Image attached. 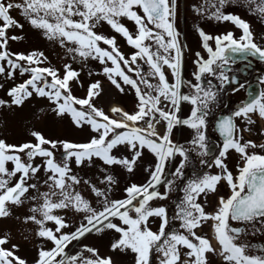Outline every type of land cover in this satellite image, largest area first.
Returning <instances> with one entry per match:
<instances>
[{"label": "snow or ice", "instance_id": "obj_1", "mask_svg": "<svg viewBox=\"0 0 264 264\" xmlns=\"http://www.w3.org/2000/svg\"><path fill=\"white\" fill-rule=\"evenodd\" d=\"M235 2L206 0L215 9L209 19L229 21L242 34L238 39L232 32L214 37L197 29L202 47L208 55L205 59L199 52L195 54L197 70L193 73L196 81L193 84L182 78L183 47L180 44V33L175 27L176 0H0V76L11 79L17 70L21 75L30 74L27 80L8 91L11 104L20 106L33 94L47 98L54 105L52 111L57 116L67 114L76 127L88 125L97 134L86 143L50 140L37 131L31 132L35 143L11 145L0 139V218L10 216L9 204H23L22 198L30 189L39 193L38 183L29 181L37 178L42 170L45 173L43 183L47 185L48 191L39 193L42 203L31 209L33 215L26 216L25 222L31 221L38 225L36 235L51 241L54 247L51 250L41 249L36 264H113L111 257H101L95 248L85 246V251L94 258H84L82 254L69 256L65 252L73 241L106 230H114L119 234V239L111 244V250H130L135 254V264H151L154 251L161 254L160 264H180V247L189 249L186 253L189 259L182 264H208L206 253L214 252L215 249L208 239L198 236L195 230L209 220L214 222L212 227L221 246L219 254L226 264H264V247L259 249V254H248L252 246L237 243L244 229L232 227L229 223L231 220L253 225L259 221L264 224V155L248 151L257 147L264 149V144L244 142L242 136L238 135L239 130L233 117H225L217 124L224 142L219 158L214 163L222 170L221 174L191 180L184 188V199L176 213L184 232H167V209L151 205L154 200L167 198L173 180L165 179V166L177 155L183 159L171 175L175 178L183 177L188 150L171 139L177 126L193 129L195 136L190 143L200 150L201 155L208 154L205 129L210 105L217 100V91L211 86V81H208V87L204 86L202 79L205 74L216 76L221 81V87L229 83L237 84L238 87L233 89L236 92L244 85L224 71L226 66L236 62L234 54H240L244 59L258 56L264 61V47L255 42L251 25L238 15L222 11L225 5ZM243 3L264 22V0H243ZM13 9L19 10L28 24L40 30L45 39L55 41L65 48L73 60L77 57L82 61L92 59L105 65L103 73L120 92L124 91L120 81L131 86L137 97V110L129 114L120 108H113L112 111L121 114L123 119H111L93 104L94 98L100 95L101 86L98 81L89 85L85 98H77L72 94L71 82L78 80L80 73L71 64L64 65L61 76L54 67L40 66L47 62L43 52L24 54L8 51L9 40L23 39L7 35L13 27L23 29V24L11 15ZM196 11L203 14L206 9L202 6ZM123 18L134 23L135 34L121 22ZM102 24H107L136 50L130 58H126L120 51L115 36L108 37L97 31ZM210 41H214V47ZM146 42L154 43L156 50H152V43ZM138 60L148 65L147 74L137 64ZM108 62L111 67L107 66ZM25 64L28 66L25 67ZM132 65H136V68L133 69ZM165 66L171 71L174 82L169 81ZM125 69L127 72L134 71L137 79L128 75ZM228 70H231L230 67ZM149 77L158 82L152 84ZM259 82L264 84V77ZM141 84L144 88H141ZM184 86L191 89L188 94L181 91ZM183 102L192 105L190 115L185 119L178 115ZM6 103L0 100V106ZM77 105L80 107L77 108ZM253 113L264 119V91L242 103L234 116L244 117L252 124ZM141 122L145 126H138ZM161 122L166 125L163 135L156 131ZM117 129L125 131L117 132ZM120 146H127L132 153L131 158L112 154ZM144 149L156 157L155 168L149 173L147 183L132 184L125 188L124 199L110 200V187L103 190L84 180L91 192L101 199L102 208L97 210L80 192L75 191L74 185H79L81 178L73 173V161L79 167L85 162L92 164L94 158H98L104 165H120L132 172ZM229 150H234L243 160V167H238V175L235 177L224 163ZM57 152H60L59 160ZM37 158H40V163H35ZM9 162L13 165L11 170L7 167ZM13 178H16L15 183H12ZM221 180L227 182L231 194L227 199L223 196L219 198V206L214 214L206 213L204 206L197 200L202 194L207 196L214 193ZM115 182L111 175L101 181L107 185ZM161 184H165L167 189L163 193L158 190ZM57 209H73L84 213L86 223H81L71 233H63L61 230L67 228L68 224L63 217L54 214ZM37 214L40 218H37ZM153 218L160 221L157 231L150 227ZM113 220H119L120 224ZM49 221L55 224L54 231L46 227ZM8 242L7 235L0 237V264H26L25 260L15 255L16 245H12V250L4 247Z\"/></svg>", "mask_w": 264, "mask_h": 264}, {"label": "rangeland", "instance_id": "obj_2", "mask_svg": "<svg viewBox=\"0 0 264 264\" xmlns=\"http://www.w3.org/2000/svg\"><path fill=\"white\" fill-rule=\"evenodd\" d=\"M193 1L194 0H176L177 8L175 16V27L180 33V44L183 47L182 78L185 79V81L187 80L188 71V73L192 75H189L188 81H191L192 83H194L193 73L197 70V66L194 63L196 60L195 54L199 52L203 57L207 54L203 48L201 50L202 41L197 29H202L206 34L214 37L217 36L216 31L226 34L233 29V23L229 21H217L208 18L215 9L211 8L209 4L206 3V0H196L195 3H192ZM11 2H18V0H11ZM192 4H194V7H191ZM202 6L206 11H204L203 14H200L196 9L201 8ZM245 10H249V8L243 3V0H236L235 3L225 5L222 9L225 14L235 15V13L239 12L244 17L247 14ZM250 13L255 14L254 17L256 20L253 21L255 23H251V28L263 36L264 27L263 25H260V23L264 22H261V18L258 14L252 11H250ZM11 15L23 24V29L13 27L8 30L7 35L9 37H23V39L15 41L9 40L8 51L24 54H28L32 51L43 52L47 57V62L40 66L54 67L60 72L61 76L64 72V65L71 64L72 68L80 73L79 79L71 82L72 94L77 98H85L89 85L98 81L101 86L100 95L94 98L93 104L111 119L118 121L123 119L121 114L112 111L113 108H120L129 114H132L137 110L138 101L135 90L132 89L131 86L124 85L123 82L120 81L124 88V91L120 92L103 73V67L105 65H101L99 61L92 59L82 61L77 57L76 60H73L72 56L66 52L65 48L60 47L55 41L45 39L40 30L32 28L23 16L20 15L19 10L13 9ZM242 15H240V17ZM121 22L124 23L131 32L134 33L136 31L133 22L126 18H123ZM97 31L108 37L115 36L117 45L126 58H130L131 54L136 51L127 43H124V38L113 32L107 24H102L97 28ZM209 43L212 45L214 44V41H210ZM154 50H156V45H154ZM137 64L142 68L143 73L147 74L149 70L148 65L145 64L143 60H138ZM27 66L28 65L25 64V67ZM107 66L111 67L112 65L108 62ZM121 66L124 67L123 64ZM132 68L135 69L136 65H132ZM125 71L127 72V69H125ZM164 71L168 76L169 81L174 82L171 71L167 69L166 66L164 67ZM127 74L133 79H137L134 71L127 72ZM29 75V73L21 75L19 70H17L11 79H8L7 76H0V100L7 102L5 105L0 106V139L11 145H20L26 142L35 143L36 141L34 137L31 136V132L37 131L50 140H66L74 143H86L92 136L97 135L91 131L90 126L88 125H85L82 128L76 127L72 123L71 117L67 114L63 117L57 116L52 111L54 105H52L47 98H41L33 94V96L25 100L22 105H12L11 97L7 95L8 91L27 80ZM50 79L51 78L49 77V80ZM149 80L152 84L158 82L157 79L150 77ZM140 86L141 88H144V85L141 84ZM187 89L188 87L184 86L181 88V91L183 93L186 91L187 94ZM145 91H147V89H145ZM76 107L79 108L80 106L77 105ZM191 107L192 105L183 102L178 113L179 117L181 119L187 118L188 110L191 111ZM138 126L143 127L145 125L141 122ZM118 130L121 131V129H117L116 131L118 132ZM156 131L159 135L165 134V123L161 122V124L157 125ZM189 131L190 129L186 126H177L172 132V141L189 150L187 146H184L189 144L184 138V134H188ZM112 154L117 157L129 158H131L132 155L127 146H120L117 149H114ZM56 156L59 160L60 152H57ZM197 157L198 155L196 156V160ZM24 158L26 159V157ZM181 160L182 157L179 155L169 160L171 163L169 167L173 163L171 173L175 170L178 162ZM40 162V158H37L35 161V163ZM156 162V157L147 149L143 150V154L137 161L132 172H128L120 165H104L98 158H94L92 164L85 162L79 167H77L73 161L71 165L73 173L81 178V183L79 185H74V189L75 191L80 192L81 195L90 202L92 207L100 210L102 208L101 199L91 192L89 185L83 182L84 180L90 181L92 185L103 190H107L110 187L111 191L108 192L110 200L124 199L126 196L124 191L125 188L132 184L142 185L144 184L143 181L148 182L150 178L149 173L154 170ZM7 167L11 170L13 168L12 163L9 162ZM189 168L191 167L189 166ZM213 172L214 171L210 169L208 170V173L203 176L209 175ZM107 175L113 176L116 182L112 185L101 183ZM195 177L196 176L194 175L193 180H195ZM45 178V173L42 170L37 178L29 181V183H38L39 193H43L48 191L47 185L43 183ZM15 179L16 178H13L12 183H15ZM39 193L36 190L30 189V191L25 194V197L22 198L24 200L23 204H9L8 208L11 213L10 216L0 218V237L7 235L9 241L4 247L12 250V245H16L17 247L14 249L15 255L25 260L26 264H36L41 249L51 250L54 247V244L51 241L36 235L39 230L38 225L31 221L25 222L26 216L33 215L31 209L42 203V200L39 198ZM32 197H37V199H32ZM53 199L55 200L57 198L53 197ZM178 209L179 207L176 208V213ZM54 214L63 217L68 224L67 228L61 230L63 233H71L75 231L81 223H86V221H84L85 214L76 212L73 209H57L54 210ZM37 218H40L39 214H37ZM155 220L159 221L157 218H153L151 221L153 222ZM113 222L120 224L119 220H113ZM46 227L51 228L54 231L56 226L53 222L49 221L46 223ZM150 227L154 231V225L152 223L150 224ZM117 239H119V234L114 230H106L99 234L93 232L85 235L79 241H73L65 249V252L69 256L82 254L84 258H94L91 256V253L85 251V246H87L97 249L101 257H111L113 264H135V254L130 250L124 252L111 250V244ZM209 241L215 251L212 252V255H207L208 264H226V262L222 260L223 257L220 254L217 255L219 259L216 258L215 253L221 250L218 241L216 242L213 236H211ZM188 251L189 249L180 247V264L189 259L186 255ZM57 259H60V257H57ZM153 259L154 264H156L158 258H152L151 256V264H153Z\"/></svg>", "mask_w": 264, "mask_h": 264}, {"label": "flooded vegetation", "instance_id": "obj_3", "mask_svg": "<svg viewBox=\"0 0 264 264\" xmlns=\"http://www.w3.org/2000/svg\"><path fill=\"white\" fill-rule=\"evenodd\" d=\"M246 12L247 14L245 17L241 13H238L236 15H238L239 17L240 15H242L240 18L246 20L250 25L251 23H255L253 22L256 21L254 17L255 14H251L250 11L249 12L246 11ZM260 25H263L264 27V23H260ZM252 31L255 36V42L261 45L262 47H264V35L262 36L258 32H255L253 29ZM229 32H232L237 39L242 34V31L239 28H237L234 24H233V29L230 30ZM216 33L217 36L225 34L217 31ZM146 43H152V42H146ZM154 45L155 44L152 43L153 51H155ZM207 55L208 54H206V56L204 57L205 59H207ZM233 58L235 59L236 62L231 64L230 66H226L224 71H226L229 77H235L241 84L244 85V87L241 88L239 91L236 92L233 91L234 88L238 87L237 84L229 83V84H224L221 87V81L216 76L205 74V76L202 79V83L204 84L205 87H208L209 86L208 81H211V86L214 88V90L217 91V100L210 105L209 115L207 117V127L205 129L206 137H207L206 139L207 150L208 148H210V150H212L213 152L212 155L211 156L201 155L200 150L194 148V146L190 142L195 136V131L189 128L190 129L189 133L184 134V138L186 139V142L189 143L184 146H187L189 150H188V160L183 169V177L175 178L171 175V168L173 165L172 163V165L169 167V170L165 172V179L173 180L171 190L167 192V198L164 200L152 201L153 207L163 206L167 209L170 223H171V218L176 210V201H178L180 198V201L177 202L178 204L177 207H180L185 195L184 188L189 181L193 180L194 175L196 176L195 179H199L204 174H207L208 170L210 169H212V171L214 172L209 175L221 174L222 170L216 167L214 163V160L216 158H219V153L222 150V146L224 142L223 137L221 135H218L215 130L216 121L220 115H231L233 117L234 123L236 124L237 129L239 130L238 135L242 136L244 142L252 141L257 145L264 144V119H261L258 116V114L253 113L251 114V119L254 121V123L249 124L247 122V119H245L244 117L234 116L235 111L242 105V103L249 101L254 96H257L261 91H264V84H261L259 82L260 78L264 77V61H261L258 56L248 57L247 59H244L241 57L240 54H234ZM229 67L231 69L230 71L228 70ZM193 80L194 83H196L194 77ZM190 91L191 89L188 87V93ZM189 115H190V111L187 113V117ZM248 151L249 153L256 152L257 154L264 155V149H261L260 147H257L255 149H249ZM197 155H201L203 158L202 161L204 162L202 163L201 161L198 164V169L194 168V165L196 164ZM180 162H178L176 167L179 166ZM224 163L227 165L228 170L233 173L234 177L238 175V171H237L238 167H243V160L241 159L240 155L236 153L234 150H229V152L226 154V158L224 159ZM189 166L191 168H189ZM158 190L161 193L165 192L167 190L165 184L159 185ZM230 194L231 191L227 182L221 180L219 184L216 186V191L214 193H209L207 196H204L202 194L198 198L197 202L204 206L206 213L214 214L219 206V198L223 196L225 199H227L228 196H230ZM175 197L178 198V200H176ZM159 223L160 221L156 220L155 224L157 225V227L159 226ZM213 223L214 222L211 220L203 222L201 227L198 228L197 231L195 230L196 234L208 240L211 239V235H213L216 238L215 231L212 227ZM229 223L232 227H239L244 229V232L241 234L240 239L237 240V243H245L251 245L252 247L249 249L248 254L250 255L259 254V249L264 247V224H262L259 221H257L255 225H253V224L240 223L231 220L229 221ZM180 228H181L180 232L177 233L184 232V229L181 227V223H180ZM256 229H260V231H256ZM167 232L173 233L176 231L169 225ZM218 253H220V251L216 252L215 255ZM207 255L208 256L212 255V252L206 253V257ZM216 258L219 259L218 256H216ZM158 264H160V261H158Z\"/></svg>", "mask_w": 264, "mask_h": 264}, {"label": "bare ground", "instance_id": "obj_4", "mask_svg": "<svg viewBox=\"0 0 264 264\" xmlns=\"http://www.w3.org/2000/svg\"><path fill=\"white\" fill-rule=\"evenodd\" d=\"M113 107H114V105H113ZM209 154H210V151L208 150V154H207V155H209ZM202 160H203L202 156H201V155H198L197 160H196V164L194 165V168L198 169V164H199ZM197 162H198V163H197Z\"/></svg>", "mask_w": 264, "mask_h": 264}]
</instances>
